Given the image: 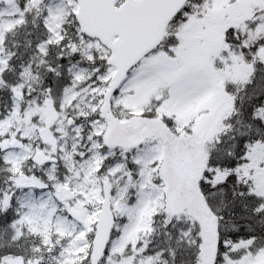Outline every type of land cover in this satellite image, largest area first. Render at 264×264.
<instances>
[{
  "label": "snow or ice",
  "instance_id": "6c2138e0",
  "mask_svg": "<svg viewBox=\"0 0 264 264\" xmlns=\"http://www.w3.org/2000/svg\"><path fill=\"white\" fill-rule=\"evenodd\" d=\"M0 264H264V0H0Z\"/></svg>",
  "mask_w": 264,
  "mask_h": 264
}]
</instances>
